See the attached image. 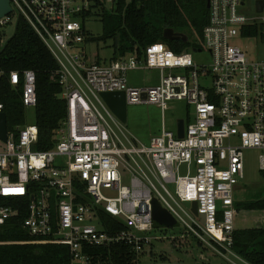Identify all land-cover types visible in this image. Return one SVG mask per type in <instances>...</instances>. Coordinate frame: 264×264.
I'll return each mask as SVG.
<instances>
[{"label":"built area","instance_id":"1","mask_svg":"<svg viewBox=\"0 0 264 264\" xmlns=\"http://www.w3.org/2000/svg\"><path fill=\"white\" fill-rule=\"evenodd\" d=\"M119 1L10 0L11 11L0 14V29L22 16L36 30L58 62L68 104L50 149L37 148L35 122L8 129L6 141L0 137V230L25 211L22 225L34 241L67 245L72 264H89L87 247L123 241L140 259L161 238L153 235L158 200L187 235L229 264H249L234 249L235 192L245 179L247 150L259 151L264 171V10L248 17L240 10L246 0H210L202 43L209 65L200 66L190 52L203 46L179 53L165 41L98 64L78 50L86 41L83 13L102 5L113 9ZM252 28L256 35L248 33ZM247 35L262 43L260 58L232 43ZM142 68L158 70L160 82L130 85L128 72ZM10 80L24 83L25 105L35 107V71L13 70ZM113 91H124L127 104L164 110L172 99L186 100L194 114L183 137L178 127L164 126L144 144L102 98Z\"/></svg>","mask_w":264,"mask_h":264},{"label":"trees","instance_id":"2","mask_svg":"<svg viewBox=\"0 0 264 264\" xmlns=\"http://www.w3.org/2000/svg\"><path fill=\"white\" fill-rule=\"evenodd\" d=\"M208 0H120L117 7L96 6L83 13L87 19L100 16L103 22L101 37L85 33L86 43L98 39L114 40V56L103 63L109 64L141 50L148 44L165 41L176 52L190 47L202 48L204 28L209 22ZM166 28L185 33L188 41L164 37ZM257 28L248 33L257 34ZM7 26L0 29V103L7 116L9 130L26 124L27 107L24 101V83L13 84L10 73L18 70H34L36 73L37 105L35 123L39 127L38 149L54 147L55 132L68 116V104L61 97L63 90L58 78V62L36 30L22 16L16 21V29L10 38ZM264 177V171H261ZM12 201H17L13 199ZM240 210L264 211V196L247 201H235ZM25 210V208L23 207ZM26 213L12 218L0 230V264H72L67 245L53 242H35L23 228ZM103 220L111 221L107 214ZM108 226V223H107ZM234 249L249 264H264V226L240 227L234 231ZM194 238V237H192ZM196 239L200 244L201 241ZM204 245V244H203ZM89 264H142L141 257L132 244L114 243L109 246H90Z\"/></svg>","mask_w":264,"mask_h":264},{"label":"rangeland","instance_id":"3","mask_svg":"<svg viewBox=\"0 0 264 264\" xmlns=\"http://www.w3.org/2000/svg\"><path fill=\"white\" fill-rule=\"evenodd\" d=\"M109 6V5H108ZM241 12L248 16L258 15L256 0H246V5L241 7ZM16 29L14 20L7 26V39ZM88 34L101 37L103 34V22L100 16L89 18L85 22ZM235 45L241 46L251 59L262 56L263 45L251 35L238 36L232 40ZM193 48V47H191ZM77 49V48H76ZM75 49V50H76ZM78 50L86 53L90 60L101 59L106 63L114 56V40L98 39L90 43H84ZM195 61L200 65H209L212 61L207 48L202 51H190ZM130 85L136 87L155 86L160 82V74L155 69H137L128 72ZM194 114V107L186 100L172 99L167 102V109L154 103L128 104L126 128L144 144H149L154 135L161 133L165 126L168 130L177 131V121L182 118L186 122ZM35 122V108L27 107L26 124ZM259 151L249 149L245 152V179L236 187L235 199L247 201L264 196V177L261 174L258 161ZM126 183V181H125ZM264 226V211L252 212L240 210L235 218V227ZM154 239L151 246H147L142 255V264H229L222 256L216 254L210 247L200 244L191 235H187L184 229L175 227H159L153 232Z\"/></svg>","mask_w":264,"mask_h":264},{"label":"water","instance_id":"4","mask_svg":"<svg viewBox=\"0 0 264 264\" xmlns=\"http://www.w3.org/2000/svg\"><path fill=\"white\" fill-rule=\"evenodd\" d=\"M207 6H210V0L207 1ZM257 11L264 10V0H257ZM10 0H0V14L4 15L11 11ZM164 37L168 39H183L188 41V36L182 32H176L173 28H166ZM102 98L109 105L112 111L125 123L127 122V97L124 91L102 92ZM178 136H184L185 120L180 118L177 121ZM0 137L6 141L8 138L7 116L4 111H0ZM194 211L197 213V202L193 203ZM153 221L156 228L159 227H175L179 225L172 214L158 201H154Z\"/></svg>","mask_w":264,"mask_h":264}]
</instances>
